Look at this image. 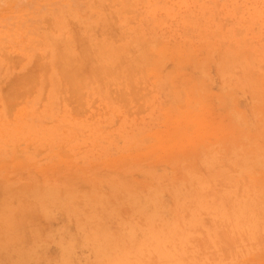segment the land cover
<instances>
[{
  "label": "rangeland",
  "instance_id": "obj_1",
  "mask_svg": "<svg viewBox=\"0 0 264 264\" xmlns=\"http://www.w3.org/2000/svg\"><path fill=\"white\" fill-rule=\"evenodd\" d=\"M0 264H264V0H0Z\"/></svg>",
  "mask_w": 264,
  "mask_h": 264
}]
</instances>
